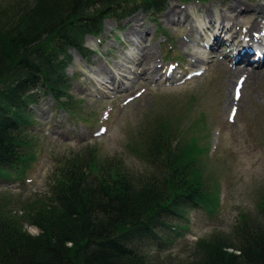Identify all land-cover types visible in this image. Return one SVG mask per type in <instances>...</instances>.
<instances>
[{"label": "rangeland", "instance_id": "1", "mask_svg": "<svg viewBox=\"0 0 264 264\" xmlns=\"http://www.w3.org/2000/svg\"><path fill=\"white\" fill-rule=\"evenodd\" d=\"M8 1L0 0V5ZM233 2L248 9L264 6V0H165L163 12L151 18L138 11L119 23L105 19L100 36L84 38V46L92 51L87 64L68 50L64 72L69 78L67 93L76 100L71 105L74 113L70 107L57 106L47 94L29 106L35 157L21 176L0 177V202L6 204L8 215L37 208L57 176L56 168L87 150L96 166L98 161L119 158L123 171L137 179L145 176L151 167L143 160L141 147L152 127L165 121L176 125L178 137L197 143L194 157L206 185L215 186L216 202L213 211L195 207L185 219L173 220L178 228L167 231L174 236L172 244L152 250L155 264L190 261L198 239L216 231L229 233L242 214L258 216L264 200V70L258 67L252 77L235 75L232 56L237 60L244 56L232 45L223 46L230 33L234 39L242 35L253 18L248 10H240L244 17L239 24L223 23L231 28L226 34L209 25L220 24V16ZM171 8L178 12L171 14ZM132 25L137 28L134 34ZM215 34L222 43L208 52L200 43L214 45ZM139 48L144 57L137 61ZM189 52L205 61L191 67ZM140 62L156 64L173 77L149 82L137 78L133 67ZM116 76L119 87L112 89L106 79ZM89 78L104 83L92 84ZM22 228L38 232L27 222Z\"/></svg>", "mask_w": 264, "mask_h": 264}, {"label": "trees", "instance_id": "2", "mask_svg": "<svg viewBox=\"0 0 264 264\" xmlns=\"http://www.w3.org/2000/svg\"><path fill=\"white\" fill-rule=\"evenodd\" d=\"M164 1L0 5V177H19L34 160L29 106L39 96L73 108L64 72L68 50L86 62L91 52L83 39L100 36L105 19L119 23L138 11L151 18L164 10ZM176 132L165 121L152 127L141 147L151 169L139 179L122 170L119 158L96 166L87 150L56 168L47 195L32 211L8 215L0 202V264H155L152 250L172 244L167 231L178 228L173 220L185 219L195 207L213 211L216 202L215 186L206 185L194 157L197 143ZM257 211L258 216L242 214L229 233L198 239L193 259L180 264H264V200ZM24 222L38 232L28 233Z\"/></svg>", "mask_w": 264, "mask_h": 264}, {"label": "bare ground", "instance_id": "3", "mask_svg": "<svg viewBox=\"0 0 264 264\" xmlns=\"http://www.w3.org/2000/svg\"><path fill=\"white\" fill-rule=\"evenodd\" d=\"M242 9L248 10L249 11L248 13L252 15L253 20L251 22V25L247 27L246 31L243 30L244 33L240 36L238 35V38H236V39H234V37L230 33L229 37L227 38V40H228L227 43L225 41L224 42L225 44H223V46L225 45L226 47L227 46L230 47L232 45L233 47H235V49L237 48L238 54L244 56V59H245L247 65L249 66L248 70H250V71L244 70V69H246L244 67L247 66L246 64H244L245 61L238 59L237 60L238 62L236 63L238 65H234V63H232L233 66L231 68L233 70V73H235V75H237V76L241 75L242 77L243 76H246V77L251 76L252 77L253 74L255 75V73L257 71L264 70V34H261L262 30L264 29V23L261 21V18L264 19V15H263L264 6L261 8L259 5H256V6H253V7L248 9V7H243V5H241L240 3L233 2L226 7V10L224 11V15L222 14V16H220V20H221L220 24H218L216 22L213 24H209V23L208 24L215 26V30H217V32L219 34H221L223 32L226 34V31L231 32V28H228V27L225 28L223 23L224 22L228 23L230 26H233V24H239L241 22V20L239 18L244 17L243 15H241V12H239ZM170 12H171V14H176L178 11L177 10L174 11V9L171 8ZM248 13H246V14H248ZM166 16L170 17V15H166ZM135 28L136 27L134 25L129 27V29H131L132 34L135 33ZM232 33H236V32L233 31ZM212 38H213V41L215 42L216 47H218V45L220 43H222V40L219 38V35L217 36L215 34ZM232 38L234 40H232ZM139 49H140L139 54L138 55L135 54V59H137V61L141 60L142 56L144 57V55H142V53H141L142 48H139ZM217 52H218V50H216V54L218 56ZM207 55H208V53H207ZM254 56H257V58L254 60H251V58H253ZM188 57L190 58L189 62L191 63V67H194L197 64L200 65V63H202V61H205L202 56L195 55L194 53H190V52H189ZM221 57H224V59H226V58H228V55L227 56L223 55ZM233 57L234 56H232V58ZM140 66H142L141 62H140L139 66L133 67V71H135V76L137 78L138 77L144 78L145 81H147V82H149L151 80H155L156 77H160L161 79H162V77L164 79L173 77L170 71L163 70L160 72L159 71L160 67H158L156 64L152 65V66H148L147 63H144L143 64L144 67L142 66L143 70L141 68H139ZM258 67H261V69L259 70ZM150 72H151V74L149 75ZM106 80L113 83L114 86L112 87V89L119 87V82H118L119 79L117 76L115 78L108 77ZM88 81H89V83H92V84H96V83L97 84H103L104 83V81H102V80L90 79V78L88 79Z\"/></svg>", "mask_w": 264, "mask_h": 264}]
</instances>
